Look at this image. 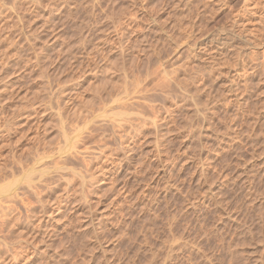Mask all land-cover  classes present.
<instances>
[{"label":"rangeland","instance_id":"rangeland-1","mask_svg":"<svg viewBox=\"0 0 264 264\" xmlns=\"http://www.w3.org/2000/svg\"><path fill=\"white\" fill-rule=\"evenodd\" d=\"M0 4V264H264V0Z\"/></svg>","mask_w":264,"mask_h":264},{"label":"bare ground","instance_id":"bare-ground-1","mask_svg":"<svg viewBox=\"0 0 264 264\" xmlns=\"http://www.w3.org/2000/svg\"><path fill=\"white\" fill-rule=\"evenodd\" d=\"M1 1H4V0H1ZM5 1H6V0H5ZM39 4H40V3H39ZM0 5H1V4H0ZM6 5H7V3H6ZM0 7H1V6H0ZM1 8H2V10L5 9V8H3V5H2ZM9 9H10V8H9ZM0 10H1V9H0ZM14 10H15V9H14ZM36 10H37V9H36ZM5 12H6V11H5ZM10 12H11V11H10ZM12 12H13V11H12ZM5 14H6V13H5ZM5 14H4V15H5ZM0 16H1V15H0ZM1 17H2V16H1ZM5 17H6V16H5ZM221 20H222V19H221ZM200 37H201V36H200ZM198 39H199V37H198ZM0 96H1V95H0ZM69 158H70V157H69ZM15 165H16V164H15ZM14 167L16 168V166H14ZM13 170H14V169H13ZM18 170H19V169H18ZM30 174H32V173H30ZM29 176H30V175H29ZM74 177L76 178V176H74ZM26 178H27V176H26ZM26 178H25V179H26ZM51 179H52V177H51ZM53 179H54V177H53ZM81 179H82V178H81ZM29 180H30V179H29ZM52 181H53V180H52ZM61 181H62V180H61ZM75 181H76V180H75ZM81 181H82V180H81ZM15 182H16V181H15ZM59 182H60V181H59ZM59 182H58V183H59ZM45 183H46V182H45ZM50 183H51V182H50ZM55 184H56V183H55ZM32 185H33V184H32ZM41 186H42V185H41ZM57 186H58V185H57ZM57 186H56V188H58ZM82 186H83V185H82ZM32 187H33V186H32ZM50 187H52V186H50ZM71 187H72V186H71ZM37 188H38V187H37ZM48 189H49V188H48ZM48 189H47V190H48ZM52 189H53V187H52ZM65 189H66V188H64V190H65ZM59 190H60V188H59ZM65 191H66V190H65ZM51 192H52V191H51ZM50 194H51V193H50ZM52 194H53V193H52ZM37 195H38V194H37ZM38 196H39V195H38ZM48 196H49V195H48ZM14 197H15V196H14ZM55 197H56V196H55ZM55 197H54V198H55ZM50 198H51V197H50ZM42 199H44V198H42ZM42 199H40V200H42ZM55 199H57V198H55ZM55 199H54V200H55ZM60 199H61V198H60ZM40 200H39V201H40ZM42 201H43V200H42ZM44 201H45V200H44ZM47 201H48V200H47ZM47 201H46V202H47ZM55 201H56V200H55ZM55 201H54V202H55ZM46 202H45V203H46ZM58 202H59V200H58ZM41 203H42V202H41ZM50 203H51V201H50ZM43 204H44V203H43ZM46 204H47V203H46ZM56 204H57V203H56ZM55 206H56V205H55ZM25 208H27V205H26ZM38 208H39V207H38ZM38 208H37V209H38ZM45 208H46V207H45ZM31 209H33V208H31ZM41 209H42V206H41ZM43 209H44V208H43ZM52 209H53V207H52ZM10 210H11V212H12V209H10ZM26 210H28V209H26ZM47 210H48V209H47ZM31 211H32V210H31ZM42 211H43V210H42ZM44 211H45V210H44ZM44 211H43V213H44ZM7 212H8V211H7ZM9 212H10V211H9ZM9 212H8V213H9ZM15 212H16V211L14 210L13 213H15ZM27 212H28V211H27ZM36 212H37V211H36ZM8 213H7V214H8ZM23 213H24V212H23ZM26 214H27V213H26ZM30 214H31V213H30ZM45 214H46V213H45ZM4 215H6V214H4ZM27 215H28V214H27ZM27 215H25V216H27ZM19 216H20V215H19ZM28 216H29V215H28ZM34 216H35V215H34ZM37 216H38V215H36V217H37ZM41 216H43V214H42ZM16 217H17V216H16ZM29 217H30V216H29ZM29 217H27V218H29ZM6 218H7V217H6ZM19 218H20V217H18V219H17V218H16V219L19 220ZM21 218H22V217H21ZM21 218H20V219H21ZM25 218H26V217H25ZM22 219H23V218H22ZM30 219H31V218H30ZM30 219H29V220H30ZM37 219H38V218H37ZM39 219H40V218H39ZM23 220H25V219H23ZM26 220H27V219H26ZM41 220H42V219H41ZM2 222H3V221H2ZM8 222H9V221H8ZM8 222H7V223H8ZM14 222H16V220H15ZM30 222H31V221H30ZM30 222L28 223L29 225H30ZM37 222H38V221H37ZM9 223H10V222H9ZM25 223H27V222H25ZM28 224H26V226H27ZM9 225H10V224H9ZM5 226H6V225H5ZM10 226H11V225H10ZM12 226H13V225H12ZM12 226H11V229H12ZM32 226H33V225H32ZM40 226H41V225H40ZM2 227H4V226H2ZM14 227H15V229H16V226H14ZM21 227H23V226H21ZM37 227H38V225H37ZM27 228H28V227H27ZM34 228H35V227H34ZM39 228H40V227H39ZM3 229H4V228H3ZM18 230H19V229H18ZM8 231H9V230H8ZM10 231H11V230H10ZM24 231H25V230H24ZM30 231H31V233H32V230H30ZM30 231H29V232H30ZM18 232H19V231H18ZM21 232L24 233L23 230H22ZM47 232H48V230H47ZM7 233H8V232H7ZM13 233H14V231H13ZM19 233H20V232H19ZM33 233H34V231H33ZM17 234H18V233H17ZM25 234H27L26 231H25ZM47 234H48V233H47ZM50 234H51V233H50ZM14 235H16V234L14 233ZM27 235H28V234H27ZM29 235H31V234L29 233ZM33 235H35V234H33ZM33 235H32V236H33ZM41 235H42V234H40V236H41ZM44 235H45V234H44ZM8 236H10V234H9ZM18 236L21 237V235H18ZM32 236H31V237H32ZM35 236H36V235H35ZM48 236H49V235H48ZM13 237H14V236H13ZM16 237H17V236H16ZM22 237H23V236H22ZM26 237H27V236H26ZM33 237H34V236H33ZM33 237H32V238H33ZM49 237H50V236H49ZM32 238H31V239H32ZM42 238H43V237H42ZM11 239H12V237H11ZM17 239H18V238H17ZM24 239H25V238H24ZM34 239H35V238H34ZM46 239H47V238H46ZM46 239H45V240H46ZM12 240H14V239H12ZM12 240H9V241H12ZM27 240H28V239H27ZM39 240H40V239H39ZM15 241H16V240H15ZM19 241H20V240H19ZM29 241H30V240H29ZM29 241H28V242H29ZM34 241H35V240H34ZM52 241H53V240H52ZM13 242H14V241H13ZM16 242H18V241H16ZM46 242H47V240L45 241V244H46ZM29 243H30V242H29ZM8 244H9V242H8ZM12 244H13V243H12ZM30 244H31V243H30ZM38 244H39V243H38ZM43 244H44V242H43ZM47 244H48V243H47ZM49 244H50V243H49ZM13 245H14V244H13ZM21 245H22V244H21ZM27 245H28V244H27ZM40 245H41V244H40ZM32 246H34V245H32ZM32 246H31V247H32ZM42 246H43V245H42ZM48 246H50V245H48ZM1 247H2V246H1ZM21 247H22V246H21ZM24 247H25V246H24ZM34 247H35V246H34ZM17 248H18V247H17ZM19 248H20V247H19ZM47 248H48V247H47ZM6 249H7V248H6ZM8 249H9V248H8ZM8 249H7V251H8ZM36 249H37V248H36ZM12 250H13V249H12ZM17 250H18V249H17ZM30 250H31V249H30ZM3 251H5V250L3 249ZM7 251H6V252H7ZM9 251H10V250H9ZM15 251H16V249H15ZM22 251H23V250H22ZM31 251H32V250H31ZM18 252H19V251H18ZM7 253H8V252H7ZM7 253H6V254H7ZM10 253H11V252H10ZM24 253H25V252H24ZM3 254H4V253H3ZM17 254H18V253H17ZM26 254H27V253H26ZM12 255H13V254H12ZM12 255H11V256H12ZM34 255H35V254H34ZM35 256H36V255H35ZM0 259H2V258H0ZM1 264H2V263H1Z\"/></svg>","mask_w":264,"mask_h":264}]
</instances>
